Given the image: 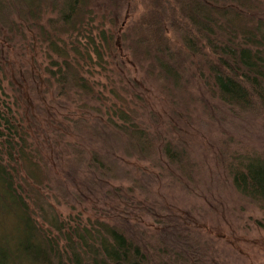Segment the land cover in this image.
<instances>
[{
  "label": "trees",
  "instance_id": "1",
  "mask_svg": "<svg viewBox=\"0 0 264 264\" xmlns=\"http://www.w3.org/2000/svg\"><path fill=\"white\" fill-rule=\"evenodd\" d=\"M0 31L38 42L70 115L31 136L0 114V264H220L175 199L223 188L264 227L263 0H0Z\"/></svg>",
  "mask_w": 264,
  "mask_h": 264
},
{
  "label": "rangeland",
  "instance_id": "2",
  "mask_svg": "<svg viewBox=\"0 0 264 264\" xmlns=\"http://www.w3.org/2000/svg\"><path fill=\"white\" fill-rule=\"evenodd\" d=\"M102 23L104 22L99 18L95 25L101 27ZM106 27L115 32L107 22ZM45 67L46 62L41 48L36 40H32L31 34L24 40L12 33L0 31V114L9 113L10 109L15 118L30 128L31 136H63L69 130L65 117L68 118L70 115L66 110L59 111L52 104L53 90L48 92L44 82ZM94 75L97 82L101 84L106 82L103 75ZM107 76L113 79L114 74L111 73L110 76L107 73ZM133 76L136 77L134 73ZM149 90V104L156 112L165 114L167 106L163 97L152 87ZM44 96L46 98H43ZM260 134L255 133L253 136H261ZM192 144L194 154L200 160L208 161L209 168L216 173V165L207 152L204 135L201 132H196L192 136ZM45 159L48 160L46 157ZM209 198L204 203L201 199L193 197L188 198L187 202H182L181 198L175 201L184 215L194 208L190 213L192 224L194 228L212 237L213 245L219 249L220 264H264V227L256 223L262 218L261 212L241 197L232 195L228 188L221 189L214 200L212 198L210 201ZM58 210L64 215L69 213L67 208L58 207ZM201 210L204 211L203 214Z\"/></svg>",
  "mask_w": 264,
  "mask_h": 264
}]
</instances>
